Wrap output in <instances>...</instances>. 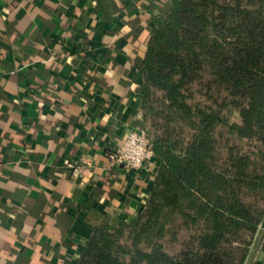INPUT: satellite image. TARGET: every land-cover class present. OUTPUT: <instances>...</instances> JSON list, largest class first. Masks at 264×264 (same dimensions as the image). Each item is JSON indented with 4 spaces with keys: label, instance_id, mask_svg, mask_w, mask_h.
I'll use <instances>...</instances> for the list:
<instances>
[{
    "label": "crops",
    "instance_id": "0c3cea01",
    "mask_svg": "<svg viewBox=\"0 0 264 264\" xmlns=\"http://www.w3.org/2000/svg\"><path fill=\"white\" fill-rule=\"evenodd\" d=\"M170 6L0 0V264H77L94 230L140 213L155 164L127 171L107 154L147 132L141 64Z\"/></svg>",
    "mask_w": 264,
    "mask_h": 264
},
{
    "label": "trees",
    "instance_id": "16d2710c",
    "mask_svg": "<svg viewBox=\"0 0 264 264\" xmlns=\"http://www.w3.org/2000/svg\"><path fill=\"white\" fill-rule=\"evenodd\" d=\"M264 0L154 15L142 108L156 176L135 220L77 264H243L264 215Z\"/></svg>",
    "mask_w": 264,
    "mask_h": 264
},
{
    "label": "built area",
    "instance_id": "2783aa9c",
    "mask_svg": "<svg viewBox=\"0 0 264 264\" xmlns=\"http://www.w3.org/2000/svg\"><path fill=\"white\" fill-rule=\"evenodd\" d=\"M107 156L110 161L121 164L127 171L137 170L144 163H153L152 139L144 130L129 131L124 140L115 149L109 151ZM66 165L72 167L68 163ZM72 172H75V168Z\"/></svg>",
    "mask_w": 264,
    "mask_h": 264
},
{
    "label": "water",
    "instance_id": "95a60500",
    "mask_svg": "<svg viewBox=\"0 0 264 264\" xmlns=\"http://www.w3.org/2000/svg\"><path fill=\"white\" fill-rule=\"evenodd\" d=\"M263 11H264V9H263ZM258 227L259 228L257 230V233H256V235L254 237V240H253L251 246H250L251 248L249 250V253H248V255H247V257H246V259H245L243 264H251L255 254H256V252L258 250V244H259V242H260V240H261V238H262V236L264 234V215H263V218L260 221Z\"/></svg>",
    "mask_w": 264,
    "mask_h": 264
},
{
    "label": "rangeland",
    "instance_id": "374dc122",
    "mask_svg": "<svg viewBox=\"0 0 264 264\" xmlns=\"http://www.w3.org/2000/svg\"><path fill=\"white\" fill-rule=\"evenodd\" d=\"M147 131H149V130H147Z\"/></svg>",
    "mask_w": 264,
    "mask_h": 264
}]
</instances>
